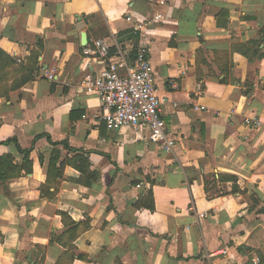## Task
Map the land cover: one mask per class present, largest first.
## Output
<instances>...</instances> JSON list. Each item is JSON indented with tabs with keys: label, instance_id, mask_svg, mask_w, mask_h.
<instances>
[{
	"label": "crops",
	"instance_id": "0c3cea01",
	"mask_svg": "<svg viewBox=\"0 0 264 264\" xmlns=\"http://www.w3.org/2000/svg\"><path fill=\"white\" fill-rule=\"evenodd\" d=\"M96 39L129 63L147 48L173 152L143 125L109 129L82 91L103 67L85 53ZM0 48L17 60L0 93L40 54L32 80L0 94V160H33L0 179V264H57L61 211L91 222L73 264H264V127L245 123L264 122V0H0ZM64 142L89 153L97 181L50 175ZM148 191L154 210L136 206Z\"/></svg>",
	"mask_w": 264,
	"mask_h": 264
},
{
	"label": "built area",
	"instance_id": "2783aa9c",
	"mask_svg": "<svg viewBox=\"0 0 264 264\" xmlns=\"http://www.w3.org/2000/svg\"><path fill=\"white\" fill-rule=\"evenodd\" d=\"M144 26L137 25L142 31ZM94 54L103 66L95 75L89 74L81 82L82 91L96 96L102 103V119L109 129L131 126L138 129L145 126L149 139L164 152L171 153L176 140L168 130L163 117L164 98L157 93L154 67L144 44L138 46L134 63H129L123 49L112 53L111 46L103 39H96L85 49ZM53 79V75L48 76ZM247 126L258 129L264 127L261 119L246 117Z\"/></svg>",
	"mask_w": 264,
	"mask_h": 264
},
{
	"label": "trees",
	"instance_id": "16d2710c",
	"mask_svg": "<svg viewBox=\"0 0 264 264\" xmlns=\"http://www.w3.org/2000/svg\"><path fill=\"white\" fill-rule=\"evenodd\" d=\"M136 50H132L130 57L131 61L136 58L135 55ZM39 53H35L31 58L27 66L22 65L20 72L22 73L20 78H17L11 88H6V90L2 93L8 94L10 90H17L25 85L27 82L32 80L34 74L39 70L38 67V57ZM17 63V60L11 57L8 53H6L2 48H0V82L5 80L3 78L2 73L8 67L13 66ZM8 80V79H7ZM7 87V86H6ZM0 93V94H2ZM247 94L251 92H246ZM58 144H63L68 150V155L66 159L63 161L60 160V152L58 150L53 151V157L51 160L50 166V175H55V177L62 178L64 175V169L67 166H71L78 170L81 174L78 182H81L85 185H91L94 181H97L99 178V173L97 170L92 168V163L90 161L89 153L82 150L72 148L68 145V143H53L54 146H58ZM24 154V160L20 166L14 164V157L12 155H6L0 160V179H5L7 175L5 172L14 171L17 168L25 170L27 173H31L33 171V160L31 158L32 149H20ZM42 196H47L52 198L54 194H51L49 190H47V185H43L41 187ZM136 206L138 208H148L150 210H154V197L153 192L148 191V193L141 198ZM60 215L63 218V223L66 227V230L58 235H53V241L58 242L65 248V251L59 258L57 264H73L76 259V246L75 241L78 236L90 229L91 222L90 220H85L82 222H76L73 218L64 211L60 212ZM79 258H85L83 255H80Z\"/></svg>",
	"mask_w": 264,
	"mask_h": 264
},
{
	"label": "water",
	"instance_id": "95a60500",
	"mask_svg": "<svg viewBox=\"0 0 264 264\" xmlns=\"http://www.w3.org/2000/svg\"><path fill=\"white\" fill-rule=\"evenodd\" d=\"M89 40H88V36L86 33L82 34V45L86 46L88 44Z\"/></svg>",
	"mask_w": 264,
	"mask_h": 264
}]
</instances>
